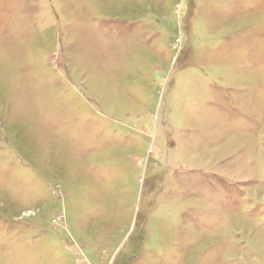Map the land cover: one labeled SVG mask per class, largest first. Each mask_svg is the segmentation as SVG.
Instances as JSON below:
<instances>
[{
	"label": "rangeland",
	"instance_id": "rangeland-1",
	"mask_svg": "<svg viewBox=\"0 0 264 264\" xmlns=\"http://www.w3.org/2000/svg\"><path fill=\"white\" fill-rule=\"evenodd\" d=\"M0 264H264V0H0Z\"/></svg>",
	"mask_w": 264,
	"mask_h": 264
}]
</instances>
